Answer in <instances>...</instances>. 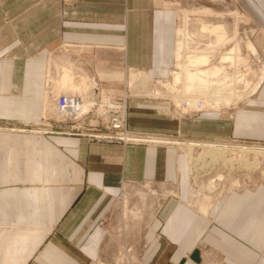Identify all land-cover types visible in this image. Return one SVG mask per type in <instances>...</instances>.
<instances>
[{
    "label": "crops",
    "instance_id": "1",
    "mask_svg": "<svg viewBox=\"0 0 264 264\" xmlns=\"http://www.w3.org/2000/svg\"><path fill=\"white\" fill-rule=\"evenodd\" d=\"M260 3L248 6L261 15ZM175 30L155 0H0V264H98L109 242L102 221L114 218L126 186L147 182L177 191L157 198L150 220L157 239L141 250L148 263L264 264V185L230 190L197 209L185 202L189 175L172 146L29 131L77 79L123 67L165 77ZM68 73L70 85L60 87ZM155 104L131 101L129 128L176 132ZM234 114L225 138L264 133V76Z\"/></svg>",
    "mask_w": 264,
    "mask_h": 264
},
{
    "label": "rangeland",
    "instance_id": "2",
    "mask_svg": "<svg viewBox=\"0 0 264 264\" xmlns=\"http://www.w3.org/2000/svg\"><path fill=\"white\" fill-rule=\"evenodd\" d=\"M253 1L155 0L157 9L171 12L176 29L174 58L166 76H150L146 70L123 67L99 72L101 77L94 79L93 87L108 96L125 99L126 126L130 131L162 138L161 143L148 145L174 147L180 168L189 175V196L185 202L197 209L207 207L230 190L264 185V133L258 137L225 138L232 132L235 109L256 96L264 76V11L259 15L249 8ZM256 1H262L264 6V0ZM173 71L178 73L176 77L172 76ZM134 74L141 78L136 80ZM89 81L85 76L80 88L74 86L72 93L85 91ZM63 92L67 91L58 90L56 94ZM134 100L159 103L155 105L164 107L166 127L176 132L131 130L129 110ZM153 115L149 118L151 124L157 123L156 114ZM178 130L187 135L208 133L213 137H188ZM185 141L220 143L231 149L213 159L205 156L203 165L195 161L204 152L203 147L195 145L188 151L182 144ZM232 145L259 150L241 152ZM161 185L147 182L125 187L115 203L114 218L104 220L109 242L98 264H150L141 256V250L146 240L152 244L157 239L150 220L157 198L165 194ZM169 189L166 194H177L176 189ZM201 264L223 263L203 257Z\"/></svg>",
    "mask_w": 264,
    "mask_h": 264
},
{
    "label": "built area",
    "instance_id": "3",
    "mask_svg": "<svg viewBox=\"0 0 264 264\" xmlns=\"http://www.w3.org/2000/svg\"><path fill=\"white\" fill-rule=\"evenodd\" d=\"M93 86L94 80H91L82 93L55 94L51 114L43 115L29 131L78 135L122 145L161 143L160 137L130 131L126 126L125 99L108 96L102 89Z\"/></svg>",
    "mask_w": 264,
    "mask_h": 264
},
{
    "label": "bare ground",
    "instance_id": "4",
    "mask_svg": "<svg viewBox=\"0 0 264 264\" xmlns=\"http://www.w3.org/2000/svg\"><path fill=\"white\" fill-rule=\"evenodd\" d=\"M229 58H231L230 56H228V59ZM171 74H172V76H174V77H176L177 75H178V73H176L175 71H173V72H171ZM72 74H70V73H68V74H63V76H62V78H61V80L60 81H58V83L59 84H61V85H67V83H68V85H70L69 84V82L70 81H72V80H70V78L72 77L71 76ZM134 78H136V80H138V79H140L141 78V75H139V74H134V76H133ZM144 79H145V77H143ZM72 79V78H71ZM78 79L76 80V82H75V79H74V81L73 82H75L74 84V86L75 87H79L80 88V81H78ZM196 100H193V102H195ZM227 102H228V100H226ZM198 102H200V101H198ZM196 103V102H195ZM205 103H208L207 102V100H205ZM204 104V103H203ZM208 105H209V103H208ZM207 105V106H208ZM182 144H184L185 146H186V149L188 150V151H190L192 148H193V146H195V145H199V146H202L203 147V149H204V152H202V153H200L199 155H198V157L196 158V162H198V163H201V164H203L204 165V163H205V156H209L210 158H215V157H217L218 155H220V156H222V154H223V152L224 151H226L227 150V148H230L229 147V145H223V144H220V143H211V144H209V143H196V142H194V141H185V142H183ZM233 146V145H232ZM234 147V146H233ZM232 147V148H233ZM234 148H239L240 150L239 151H241V152H247L248 150H250V149H253V151L254 152H257V150H259V148H249L248 150H246V148L245 147H240V146H236V147H234ZM231 149V148H230ZM208 157V158H209ZM195 165H197L196 163H194V166ZM202 166V165H201ZM199 167H200V165H199ZM217 177H219V176H217ZM99 264H106V263H99Z\"/></svg>",
    "mask_w": 264,
    "mask_h": 264
}]
</instances>
